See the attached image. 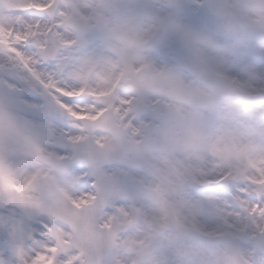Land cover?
<instances>
[{
  "label": "snow or ice",
  "instance_id": "snow-or-ice-1",
  "mask_svg": "<svg viewBox=\"0 0 264 264\" xmlns=\"http://www.w3.org/2000/svg\"><path fill=\"white\" fill-rule=\"evenodd\" d=\"M14 4L0 264H264V0Z\"/></svg>",
  "mask_w": 264,
  "mask_h": 264
},
{
  "label": "rangeland",
  "instance_id": "rangeland-1",
  "mask_svg": "<svg viewBox=\"0 0 264 264\" xmlns=\"http://www.w3.org/2000/svg\"><path fill=\"white\" fill-rule=\"evenodd\" d=\"M182 3L185 5H188V11H193V5L195 4L194 0H181ZM15 7L14 0H2L0 2V15H3L4 13L8 12L9 10L13 9ZM199 15H203V13H199Z\"/></svg>",
  "mask_w": 264,
  "mask_h": 264
},
{
  "label": "clouds",
  "instance_id": "clouds-1",
  "mask_svg": "<svg viewBox=\"0 0 264 264\" xmlns=\"http://www.w3.org/2000/svg\"><path fill=\"white\" fill-rule=\"evenodd\" d=\"M117 167H120V165H117V164H113V165H111V168H117Z\"/></svg>",
  "mask_w": 264,
  "mask_h": 264
}]
</instances>
